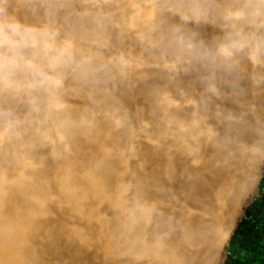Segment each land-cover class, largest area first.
Wrapping results in <instances>:
<instances>
[{
  "label": "clouds",
  "instance_id": "obj_1",
  "mask_svg": "<svg viewBox=\"0 0 264 264\" xmlns=\"http://www.w3.org/2000/svg\"><path fill=\"white\" fill-rule=\"evenodd\" d=\"M68 248L264 264V0H0V264Z\"/></svg>",
  "mask_w": 264,
  "mask_h": 264
},
{
  "label": "water",
  "instance_id": "obj_2",
  "mask_svg": "<svg viewBox=\"0 0 264 264\" xmlns=\"http://www.w3.org/2000/svg\"><path fill=\"white\" fill-rule=\"evenodd\" d=\"M75 251V248H68L62 252V255L70 260V264H85V261L87 264H94L93 254L89 253L86 256L76 257Z\"/></svg>",
  "mask_w": 264,
  "mask_h": 264
},
{
  "label": "trees",
  "instance_id": "obj_3",
  "mask_svg": "<svg viewBox=\"0 0 264 264\" xmlns=\"http://www.w3.org/2000/svg\"><path fill=\"white\" fill-rule=\"evenodd\" d=\"M259 215V212H257V217ZM252 229L249 228L247 232H242L241 233V236H242V239H241V245L243 246L245 242H248L250 241V236L248 235L249 232H251ZM257 235V238H259V233L256 234Z\"/></svg>",
  "mask_w": 264,
  "mask_h": 264
}]
</instances>
